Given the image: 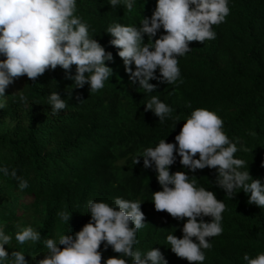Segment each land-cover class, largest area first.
Returning <instances> with one entry per match:
<instances>
[{"label": "trees", "instance_id": "trees-1", "mask_svg": "<svg viewBox=\"0 0 264 264\" xmlns=\"http://www.w3.org/2000/svg\"><path fill=\"white\" fill-rule=\"evenodd\" d=\"M154 7L155 0H137L132 11L112 8L108 0H77V14L89 25L90 34L113 54V62H106L113 75L102 90L90 92L87 84L73 88L59 66L35 80L14 78L6 88L5 107L0 109V166L15 169L29 183L20 190L17 180L0 174V220L6 222V232L14 233L21 223L40 231L42 240L69 230L74 233L90 219L88 200L111 204L121 197L142 203L146 225L137 233L135 247L147 251L153 246L168 264H188L167 248L165 239L169 233L180 238L182 222L154 209L151 192L162 190L156 174L143 168L142 159L136 165L132 160L161 139L174 142L183 120L196 108L223 119L229 139L248 149L235 155L246 161L254 179L264 181V0H230L229 16L213 26L216 38L203 44L190 42L192 50L179 58L183 82L160 84L156 92L145 94L141 88L129 87L118 50L109 44L111 37L105 30L113 22L139 24ZM53 91L66 102L65 110L55 116L47 105ZM151 95L171 106L173 116L181 121L161 124L145 111ZM175 171L187 172L179 157L170 167V172ZM187 174L226 205L223 233L211 238L213 247L206 251L204 264H245V253L254 257L264 252V208L249 205L242 191L232 199L225 196L215 184V169ZM61 211L71 214L69 224L60 222ZM10 247L24 251L28 264H33L30 255L39 260L47 251L42 243L21 246L14 239ZM99 250L101 264L119 255L103 245Z\"/></svg>", "mask_w": 264, "mask_h": 264}, {"label": "clouds", "instance_id": "clouds-1", "mask_svg": "<svg viewBox=\"0 0 264 264\" xmlns=\"http://www.w3.org/2000/svg\"><path fill=\"white\" fill-rule=\"evenodd\" d=\"M136 3L108 0L110 7L123 6L128 11ZM229 4L230 0H155L150 17L143 16L139 24H109L105 33L111 37L109 44L118 50L129 87L148 94L156 92L160 84L182 83L179 58L192 50L190 42L203 44L216 38L213 26L225 22ZM0 57V109L5 107L6 88L20 76L35 80L59 66L65 78L73 81V88L87 84L90 92H97L113 75V69L106 65L113 62V54L90 34L89 25L77 14V0H0ZM19 99L28 103L23 95ZM47 105L53 116L66 108L65 100L55 91L48 95ZM144 105L161 124L181 121L156 95ZM183 121L174 142L161 139L155 147L134 156L132 162L136 165L142 159L143 168L156 174L162 190L151 192L154 209L182 222L180 238L173 233L165 237L167 248L188 264H204L206 251L213 247L211 238L223 233L226 205L214 192L198 187L187 173L215 169V184L225 196L232 199L242 191L247 203L260 209L264 208V181L254 179L246 161L235 155L248 149L229 139L223 119L215 112L196 108ZM178 157L187 172H170ZM0 174L17 180L20 190L29 187L15 169L0 166ZM141 204L121 197H115L111 204L88 200L86 214L90 219L79 231L69 230L44 240L40 231L21 223L16 224L14 233H8L6 222L0 220V264H28L24 251L10 247L13 239L21 246L43 244L47 251L39 260L37 255H30L33 264H101V245L119 254L104 259L103 264H168L159 248L141 251L135 247L139 243L137 233L146 225ZM58 216L61 223L69 224L70 213L61 211ZM205 217L210 220L205 221ZM243 261L264 264V252L254 257L245 253Z\"/></svg>", "mask_w": 264, "mask_h": 264}, {"label": "rangeland", "instance_id": "rangeland-1", "mask_svg": "<svg viewBox=\"0 0 264 264\" xmlns=\"http://www.w3.org/2000/svg\"><path fill=\"white\" fill-rule=\"evenodd\" d=\"M26 201L30 202L31 200L29 198H27Z\"/></svg>", "mask_w": 264, "mask_h": 264}]
</instances>
